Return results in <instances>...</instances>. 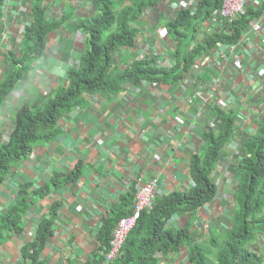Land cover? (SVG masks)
I'll return each mask as SVG.
<instances>
[{
    "label": "crops",
    "instance_id": "obj_1",
    "mask_svg": "<svg viewBox=\"0 0 264 264\" xmlns=\"http://www.w3.org/2000/svg\"><path fill=\"white\" fill-rule=\"evenodd\" d=\"M42 1L48 17L65 14L66 19L62 26L47 35L43 55L31 63V69L4 101L0 109L2 144L10 139L17 108L26 101L35 100L36 92L46 95L62 85L68 68L78 62L84 48L81 38L77 41L73 36V33L76 36V30H72L76 21L93 14L90 1ZM177 1L170 0V7ZM260 2L264 4V0ZM31 6L32 0H6L0 22V77L9 69L8 51L22 50L23 28L31 20ZM165 13L153 9L142 16L143 24L138 27L135 45L121 47L116 55L121 67L129 64L133 56L153 55L162 48V61L172 60L170 52L173 48L164 43L158 46L154 39L166 20ZM259 22L260 32L249 29L241 45L234 49L218 47L227 53L225 59L211 57V64L202 61L197 65L198 77L206 83L213 68L223 83H227L224 98L227 103L231 106L235 102L245 110L239 117L241 130H236L233 140L224 147V157L218 163L220 169L216 168L212 173L217 184L215 198L199 208L193 217L186 212L177 213L165 226L175 229L188 223L196 240L207 246L215 234L221 235L230 227V193L234 184L223 178L234 176L230 172L236 162L233 150L238 139L244 138L254 127V114L258 113V108L247 96L252 95V87L264 94V73L261 77L257 75L258 70L264 68V15ZM216 53L217 49L213 56ZM237 58L242 68L234 66ZM192 93L193 86L180 92L174 87H161L156 91L147 81H142L126 84L116 94H85L83 104L61 117L59 135L34 146L24 160L13 165L0 185L1 211L13 205L19 185L28 184L33 191L43 185L49 186L46 195L31 204L24 217L23 232L0 243V264H23L22 247L33 239L40 221L50 216V207L55 202H59L60 207L53 220V234L42 250L44 264H85L96 259V248L101 245L102 219L114 216L125 206L124 196H129L130 192L135 194L140 182L157 178L159 196L189 190L193 185L190 157L201 151L203 139L200 135L213 121L212 101L208 99V105L203 106L198 103L200 99L190 103ZM209 94L205 93L203 97ZM78 163V179L65 183L64 177ZM53 178L61 184L55 186ZM133 198L126 209L131 207ZM247 246L259 256L257 263L264 264V233L255 236ZM157 257L158 264H189L186 245L177 252H160Z\"/></svg>",
    "mask_w": 264,
    "mask_h": 264
},
{
    "label": "trees",
    "instance_id": "obj_2",
    "mask_svg": "<svg viewBox=\"0 0 264 264\" xmlns=\"http://www.w3.org/2000/svg\"><path fill=\"white\" fill-rule=\"evenodd\" d=\"M93 13L76 21L73 36L83 43L78 62L66 72L65 82L54 91L43 95L36 92L35 100L22 103L14 115V127L6 144L0 143V185L11 172L13 165L24 160L33 147L54 139L62 131L61 117L75 106L84 103L85 94L105 92L119 93L126 84L147 81L171 84L191 73L195 61L207 55L214 46L233 44L242 39L243 30L249 22L259 17L263 7L247 6L246 12L238 15L231 25L220 30L205 32L199 38L200 28L212 9L222 0H199L193 15L188 10L177 12L164 20L166 37L172 45L171 61L158 62L159 56L142 54L124 67L116 61L121 47H133L139 36L142 16L154 9L159 0H89ZM42 0H32L31 20L24 26L22 50L8 51L6 59L9 69L0 77V109L4 101L16 90L18 82L31 69V63L39 59L46 47L47 35L62 26L66 15L48 17L47 7ZM4 0H0V21ZM166 18V17H165ZM202 32V31H200ZM204 39V40H203ZM203 40V41H201ZM210 72H214L212 68ZM212 75H208L210 78ZM264 97V94L263 96ZM254 101L256 98H252ZM260 99L259 103H264ZM259 117L254 127L244 138L239 139L233 150L235 164L230 168L237 181L231 189L230 227L221 235L214 236L209 245L200 243L190 232V225L171 229L165 227L177 213L195 211L217 194V184L212 173L224 157V147L233 140L237 116L231 110L211 104L216 117L214 129L205 128L201 133V151L190 157L189 172L193 185L187 191H172L157 196L151 209L144 210L134 228L128 233L118 256L105 264H158L157 255L168 251L177 252L187 246L189 264H258L259 256L248 249L255 236L264 233V104L258 107ZM80 163L64 177V182L75 181L80 173ZM55 186L61 183L52 179ZM30 185L16 187L13 205L0 210V243L14 234L23 232L24 217L31 204L45 196L48 185L34 191ZM124 196L125 206L115 215L104 217L99 230L101 245L95 253L96 259L85 264H104L112 230L117 221L129 214L126 209L133 198ZM124 202V200L122 201ZM124 205V203L122 204ZM59 202L50 207V216L43 218L33 239L22 247L23 264H44L42 250L53 234V220L56 219ZM210 249V251H209Z\"/></svg>",
    "mask_w": 264,
    "mask_h": 264
},
{
    "label": "built area",
    "instance_id": "obj_3",
    "mask_svg": "<svg viewBox=\"0 0 264 264\" xmlns=\"http://www.w3.org/2000/svg\"><path fill=\"white\" fill-rule=\"evenodd\" d=\"M223 4L220 9L212 12L210 16L203 22V29L200 28L201 35L203 36L206 32H211L214 29L221 28L223 25H231V22L238 18L239 14H243L246 12V7L248 5L257 6L259 1L258 0H222ZM178 4L179 9L184 8L186 9L187 3L183 2V0H179L176 2ZM6 5V0H4L3 8ZM170 0H159L154 8L156 11L166 12L165 17L166 20L168 18L173 17L175 14L173 12L172 7H170ZM177 8V7H176ZM178 9V8H177ZM153 10V9H151ZM3 15V14H2ZM261 18H256L255 21H250L248 24V27L243 31V35L247 33L249 29L255 32H260L261 30V24L259 22ZM205 30V32H204ZM158 36L160 39H163L166 36V29L160 28L159 31H157ZM243 36V38H244ZM3 38V37H2ZM242 39H240L237 43L229 44L227 45L231 49H234L235 47L242 44ZM264 40V39H263ZM264 42V41H263ZM221 45H216L212 48V50L217 49V56L216 58L220 60L219 51L222 49H218ZM202 61L211 64L212 61L207 56H203L198 58L195 61V64L192 66V79L190 81L188 80H181L178 84L182 86V88L185 90L190 86H193V93L191 97L189 98L188 102L196 101V99H200L203 103V105H208L207 100H211V96L209 93H212L213 87L215 88L216 85L219 82V75L213 74L209 78L208 82H204L202 78L198 77V71H197V65L201 63ZM234 66L237 68H241V61L240 59H235L233 62ZM264 73V68H261L258 70L257 75L258 77H261V75ZM153 85H156V83H153ZM126 86V85H125ZM124 86V87H125ZM207 93L209 96L203 97V95ZM252 97L256 98V101L254 102L255 105H257L261 101L264 102L263 93H258L257 91L252 92ZM249 98V96H247ZM264 104V103H263ZM262 103H259V107L261 108L263 106ZM213 124H210V127H212ZM235 126L237 129L241 130V122L239 118L237 117L235 121ZM217 168L220 169L219 166ZM158 195V188H157V178L152 177L148 179L147 181L140 182L138 184V187L136 189V192L134 194V198L130 207V212L126 216L121 217L117 223L115 224L113 230H112V238L110 242V246L108 251L105 253V261L104 263H109L112 260H114L128 235V233L134 228L136 225L138 219L140 218L142 212L144 210H149L152 208L154 199Z\"/></svg>",
    "mask_w": 264,
    "mask_h": 264
},
{
    "label": "rangeland",
    "instance_id": "obj_4",
    "mask_svg": "<svg viewBox=\"0 0 264 264\" xmlns=\"http://www.w3.org/2000/svg\"><path fill=\"white\" fill-rule=\"evenodd\" d=\"M198 1H199V0H198ZM198 1H195V0H183V2H186V3H187V6H188V7H187L186 9H184V8H180V9H179L178 4H177V3H173V7H172L173 12H174V14H177V12H180V11H182V10H188L189 13H190V15H193V13H194V9H195V7L197 6ZM156 4H157V3H156ZM222 4H223V1H221V4H220L217 8L212 9V11L209 13L208 17L210 16V14H211L212 12H214V11L220 9L221 6H222ZM176 7H177L178 9H177ZM239 15H240V14H239ZM237 19H238V18L234 19L233 21H235V20H237ZM233 21L231 22V24L233 23ZM160 28H165L164 25H163V23L161 24V26L158 28L157 31H159ZM221 28H223V26H222ZM221 28H218V30H220ZM165 29H166V28H165ZM157 31H156V34L154 35L155 43H156L158 46H163L162 43H164L165 46L172 47V45L170 44V42L168 41V39H167L166 36H165L163 39H160V38H159ZM156 35H157V36H156ZM198 37H199V38L203 37V36L201 35L200 32L198 33ZM262 38H264V35L262 36ZM203 40H204V39H203ZM203 40H201V41H203ZM160 41H161V42H160ZM210 50H211V51H210L207 55H205V56H207L208 58H211V57L214 58V57H216V56H217V53H216L215 56H213L214 50H212V49H210ZM163 51H164V50H163V48H162V50H161L160 52H159V51H156V52L153 54V55H156V56H159V57H160V58H158V62H160V63L163 62V61H162ZM219 55H220V56H219V57H220V60H223V59H225V57H227V53H226L225 50H223V49H222L221 51H219ZM170 61H171V60H170ZM163 63H164V62H163ZM125 66H126V65H125ZM213 74H217V73H215V70H214ZM192 78H193L192 75H190L189 73H185L181 79H179V80H177V81H175V82H173V83H171V84H166L164 87H174L178 92H180V91H183L184 89L182 88V86H181L180 84H178L179 81H181V80H184V81H185V80H188V81H190ZM140 83H141V82H140ZM147 83H148V84H149L154 90H156V91H158L161 87H163L161 84L153 85V83L151 84V82H147ZM226 85H227V83H223L222 78L219 77V82H218V84L216 85L215 88L213 87V90H212V93H211V101H212V103H213L214 106H218V107H220V108H222V109H226V110H231L232 112H234V115H236V116L239 118V117H240V114L243 115V111H245V110L239 108L238 105L236 106V103H235V102H232V105H231V106L227 103V101L224 99L225 96H226V94H225V88H226ZM251 91H252V92L254 91V88H253V87L251 88ZM185 92H187V91H185ZM248 99L252 101V96H250ZM198 103H199L200 105L203 106V103H202V102H198ZM238 104H239V102H238ZM195 108L198 110V106H196ZM258 117H259V113H255V114H254V120H255L256 118H258ZM254 120H253V122H254ZM227 178L229 179V184H235V182L237 181V179L234 178L233 175H229L228 177L223 178V180H224V179H227ZM173 219H174V218H172V220H173ZM209 251H210V249H209Z\"/></svg>",
    "mask_w": 264,
    "mask_h": 264
},
{
    "label": "clouds",
    "instance_id": "obj_5",
    "mask_svg": "<svg viewBox=\"0 0 264 264\" xmlns=\"http://www.w3.org/2000/svg\"><path fill=\"white\" fill-rule=\"evenodd\" d=\"M258 1H259V3H258L257 6H253V5H248V6H251V7H254V8L263 7V12H262V14L259 16L260 18H262L263 15H264V4L261 5L260 0H258ZM91 6H92V5H91ZM246 8H247V7H246ZM23 9L26 10L25 7H23ZM2 10H3V9H2ZM30 10H31V9H30ZM93 13H95L94 10H93ZM2 14H3V12H2ZM87 16H89V15H87ZM259 17H257V18H259ZM254 19H256V18H254ZM1 20H2V18H1ZM252 20H253V19H252ZM0 22H1V21H0ZM247 27H248V26H247ZM247 27H246V28H247ZM246 28H245V29H246ZM245 29H244V30H245ZM23 30H24V28H23ZM244 30H243V31H244ZM77 33H79V32L77 31ZM242 34H243V33H242ZM243 36H244V35H242V38H243ZM263 41H264V40H263ZM220 45H221V46H227V45H229V44H225V45L220 44ZM227 47H228V46H227ZM229 48H230V47H229ZM241 68H242V65H241ZM189 74H191V73H189ZM246 96H247V95H246ZM252 98H254V97H252ZM252 100H253V99H252ZM255 101H256V100H255ZM255 101L253 100V102H255ZM213 106H214V105H213ZM253 106H257V105L254 104ZM258 107H259V106H258ZM259 108H260V107H259ZM212 116H213V121L209 122V123L205 126V128H207V127H208V128H211V129H214V128H215V126H216V120H217V119H216V117H215L214 115H212ZM210 124H213V126L210 127ZM235 130H239V129H237L236 126H235ZM248 132H250V131H247L246 133H248ZM239 139H240V138H239ZM239 139H238V145H239ZM217 166H218V164L216 165L214 171L216 170ZM214 171H213V172H214ZM200 208H202V207H200ZM198 209H199V208H198ZM198 209H197V210H198ZM197 210H196V211H197ZM196 211H195V212H196ZM111 238H112V237H111ZM104 256H105V255H104ZM104 264H105V263H104Z\"/></svg>",
    "mask_w": 264,
    "mask_h": 264
}]
</instances>
